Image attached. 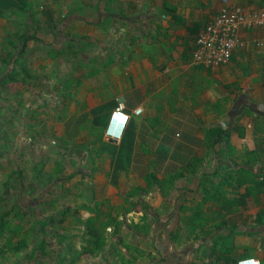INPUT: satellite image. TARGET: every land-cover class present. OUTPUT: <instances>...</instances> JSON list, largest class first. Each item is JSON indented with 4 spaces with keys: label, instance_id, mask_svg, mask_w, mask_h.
I'll return each mask as SVG.
<instances>
[{
    "label": "crops",
    "instance_id": "crops-1",
    "mask_svg": "<svg viewBox=\"0 0 264 264\" xmlns=\"http://www.w3.org/2000/svg\"><path fill=\"white\" fill-rule=\"evenodd\" d=\"M230 5L264 10V0H0V84H25L30 119L48 141L47 166L112 211L133 254L125 261L137 255L134 263L145 264L156 254L158 264H212L225 252L209 262L192 236L227 225L251 246L264 232L259 181L250 196L245 184L226 189L232 200L247 196L231 213L223 197L204 201L209 181L223 182L216 172L248 168V151L262 150L252 172L264 173V49L252 42L264 28L243 32L245 47L226 64L192 60L199 31ZM120 104L128 120L114 129ZM18 115L0 113L4 124L13 120L4 132L19 129ZM215 128L228 130L233 154L211 136ZM224 236H216L222 246ZM257 251L239 250L237 258L264 264Z\"/></svg>",
    "mask_w": 264,
    "mask_h": 264
},
{
    "label": "rangeland",
    "instance_id": "rangeland-1",
    "mask_svg": "<svg viewBox=\"0 0 264 264\" xmlns=\"http://www.w3.org/2000/svg\"><path fill=\"white\" fill-rule=\"evenodd\" d=\"M10 63H13V57ZM3 74L5 72L1 71L0 78ZM9 85L11 87L8 94L6 89H0V113L7 115L19 112L18 120H14V124L17 123L20 127L11 133L4 132L2 127L9 126V122L13 120L10 119L4 124L5 119H0V227L2 218L9 222L3 225L0 245L15 233L12 229L19 226L23 229L21 234L28 235V245L18 253L2 250L0 264H122L123 260L129 259L133 254L123 245L121 227L118 236L111 224L105 230V245L102 251L77 259V251L81 250L84 242L82 236L89 231L83 223L93 215L94 207H103L104 210H107V207L100 203L96 204L101 201L96 200L90 190L85 191L73 183L71 177L61 180V176L65 174L64 171L59 174V167L47 166L45 147L48 141L44 140L45 137L43 139V129L36 131L35 124L30 119L34 114V108L33 112H29L28 89L24 87L25 84L6 86ZM20 85L23 86L22 89H19ZM12 93L17 101L10 98ZM20 97L21 100L18 101ZM103 216L101 215L98 221L102 220ZM225 223L231 225L232 222L225 220ZM95 225H100V222ZM229 229L227 225L221 231L213 227L206 238H201L202 235L197 234L189 240L197 244L202 240L200 243L202 255L209 262L222 251L232 263L238 257L239 250H247L249 254L252 253L251 249L253 252L258 250L257 253L264 252V232L252 237L254 241L250 246L237 241L236 232ZM222 232L225 235L233 232L231 237L225 239L223 246L218 244L220 239L216 237ZM156 256L149 254L143 262L158 264L160 261L155 260ZM134 258L136 259L134 262L138 261L137 255Z\"/></svg>",
    "mask_w": 264,
    "mask_h": 264
},
{
    "label": "trees",
    "instance_id": "trees-1",
    "mask_svg": "<svg viewBox=\"0 0 264 264\" xmlns=\"http://www.w3.org/2000/svg\"><path fill=\"white\" fill-rule=\"evenodd\" d=\"M6 84H0V86H3ZM211 136H215L217 137V142H225L226 144V149H227V153L228 154H233L234 149L233 147L230 145V139H229V132L228 130H223L221 128H215L214 130L210 131ZM262 150L258 147V149L253 150V151H248L247 152V161L245 162V164L248 166V168H239L237 166V164H233V167H225L224 170H220L218 172H216L214 175L217 177H224L223 182H220L219 184H214L213 181H209L208 186L206 187V189L204 190V201H208L210 199L215 200L216 198L220 199L221 197H223L222 200V205L224 206V209L226 210L227 213H231L232 207L235 205H240L241 203L244 202V199L247 197L245 196L244 198H241L237 201V199L232 200L230 199V197H227V193L229 194L230 192L226 191V189H230L231 187H233L235 184L234 182L237 183V186H242V185H246V194H248V196L253 195L255 193H258L259 189H258V181L261 184H264V173L262 174H255L254 172H252V168L254 166L255 161L258 162L259 158L258 156L261 155ZM254 160V162L252 161ZM230 169V171H228ZM228 171V173H227ZM261 178V180H258V178ZM227 184V187L224 188V184ZM132 208H128L126 209V212H130ZM101 215H104L102 220L98 221L99 218L101 217ZM198 215H200V212L198 213ZM197 220H200L202 224H204L206 222V219H204V217H198L196 218ZM2 227H0V235L1 232L3 230V225H7L9 222L7 220H5V218H2ZM100 222V225L96 226L95 223ZM114 225L115 229H116V233L119 234V230H120V224L117 221V219H114L113 215H112V211L109 210L107 212H105L104 210H102L101 208L96 209L93 213L92 216H90L89 218H87V220L83 223V225H85L86 227L89 228V231L84 234L82 236L83 239V244L81 246V250L77 251V259H80L81 257L84 256H89L95 253H98L100 251H102L103 246L105 245V230L109 227V225ZM216 226L218 228L223 227L222 223H216ZM22 227H16L14 229H12L15 233L9 237L8 239H6L5 243L0 245V252L2 250L10 252V253H18L23 251L27 245H28V235L27 233H25L24 235L21 234ZM196 228H198V224H195L194 226H191L190 228V233H191V229L193 231L196 230ZM228 236L232 235V234H227ZM173 236L175 237L176 235L173 234ZM228 236H224V237H228ZM251 256V255H249ZM228 261H230V258L225 257V255H222L220 257V259L218 260V262H213L212 264H226L225 262L229 263ZM123 264H135L133 261L128 260L122 261Z\"/></svg>",
    "mask_w": 264,
    "mask_h": 264
},
{
    "label": "built area",
    "instance_id": "built-area-1",
    "mask_svg": "<svg viewBox=\"0 0 264 264\" xmlns=\"http://www.w3.org/2000/svg\"><path fill=\"white\" fill-rule=\"evenodd\" d=\"M256 28H264V10L245 11L241 6L230 5L223 7L197 34L196 47L192 51V60L195 64L206 67H215L230 62L236 48L245 47L247 41L242 33ZM256 49H264V37H257L253 41ZM120 104L115 113L124 112ZM142 108L135 110L136 115L142 113ZM113 114L111 125L115 129L120 122ZM127 116V115H126ZM253 261H262L257 256H243L232 264H253Z\"/></svg>",
    "mask_w": 264,
    "mask_h": 264
},
{
    "label": "clouds",
    "instance_id": "clouds-1",
    "mask_svg": "<svg viewBox=\"0 0 264 264\" xmlns=\"http://www.w3.org/2000/svg\"><path fill=\"white\" fill-rule=\"evenodd\" d=\"M121 107H123V105H122ZM114 115H115V118H116L117 120H118V118L123 117V121H122V122H120L119 120H118V121H119L122 125H126V122H127V120H128V117H127L126 115H124V114H122V113H115ZM253 264H259V261H253Z\"/></svg>",
    "mask_w": 264,
    "mask_h": 264
},
{
    "label": "snow or ice",
    "instance_id": "snow-or-ice-1",
    "mask_svg": "<svg viewBox=\"0 0 264 264\" xmlns=\"http://www.w3.org/2000/svg\"><path fill=\"white\" fill-rule=\"evenodd\" d=\"M118 120H119L120 122H122V121H123V117L118 118Z\"/></svg>",
    "mask_w": 264,
    "mask_h": 264
}]
</instances>
